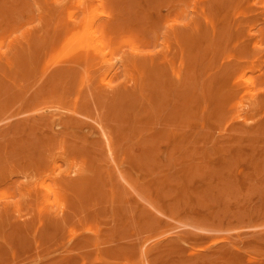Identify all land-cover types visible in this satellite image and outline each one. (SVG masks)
I'll return each instance as SVG.
<instances>
[{"label":"rangeland","instance_id":"rangeland-1","mask_svg":"<svg viewBox=\"0 0 264 264\" xmlns=\"http://www.w3.org/2000/svg\"><path fill=\"white\" fill-rule=\"evenodd\" d=\"M0 264H264V0H0Z\"/></svg>","mask_w":264,"mask_h":264},{"label":"bare ground","instance_id":"bare-ground-1","mask_svg":"<svg viewBox=\"0 0 264 264\" xmlns=\"http://www.w3.org/2000/svg\"><path fill=\"white\" fill-rule=\"evenodd\" d=\"M104 51V50H103ZM109 61V60H108ZM106 79V78H105ZM110 81V80H109ZM111 83V82H110ZM232 99V98H231ZM114 188V187H113ZM149 251V250H148Z\"/></svg>","mask_w":264,"mask_h":264}]
</instances>
